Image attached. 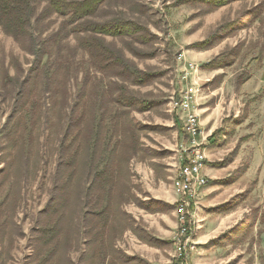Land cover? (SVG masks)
<instances>
[{
  "label": "rangeland",
  "instance_id": "rangeland-1",
  "mask_svg": "<svg viewBox=\"0 0 264 264\" xmlns=\"http://www.w3.org/2000/svg\"><path fill=\"white\" fill-rule=\"evenodd\" d=\"M177 1L107 0L91 18L103 22L123 17L148 30L145 43L138 37H101L132 66L153 75L146 87L133 86L115 71L91 69L87 53L78 45V38L86 32L73 34L69 28L62 29L61 18L33 19L30 32L36 38L34 45L16 42L0 27V170L11 163L13 151L6 149L11 134L14 138L19 135L11 132L16 117H10L15 106L21 107L22 96L29 95L30 85L22 82L37 83L31 97H39L41 113L49 120L50 103L60 102L63 109L62 100H67L61 126L46 131L40 121L31 129L39 143L35 142L32 150H20L18 163L8 175L0 174V264L172 262L175 249L173 236L164 237L172 230L166 219L173 218L176 202L183 198L177 196L173 178L180 162L179 146L187 138L170 102L172 98L179 100L188 89L196 91L193 105L205 148L213 141L204 168L206 160L210 166L224 160L223 167L213 169L223 177L228 175L219 181L220 187L224 186L219 198L233 190V197L219 208L242 213V222L233 232L243 242L236 264H264V0H230L219 8L201 1ZM43 6L36 11L39 13ZM196 43H203L202 49L195 47ZM44 45L50 47V61L28 52L35 46L42 53ZM179 54L196 64L197 71H183L176 60ZM119 92L126 94L125 98ZM82 95L94 101V108L89 109L94 120L99 104L103 110L113 109L110 114L117 112L119 127L115 132L104 130L103 135L110 147L117 146L116 156L124 167L109 195L95 184L94 191L86 195V188L94 181L86 151L76 157L74 181L67 182L74 171L73 166L68 167L63 170L60 188H53L59 161L56 146L61 140L64 148L70 146L71 136L79 129L75 123L78 115L74 117L70 107ZM117 97L128 107L118 111L112 103ZM68 99H74L73 103ZM143 103L148 109H141ZM67 121L71 123L68 130ZM92 123L93 114L87 123L90 132ZM118 136L120 143L116 144ZM28 150L32 153L27 154ZM71 151L62 153L64 162ZM133 153L125 167L123 160ZM130 195L133 199L127 201ZM96 201L106 206V220L94 211ZM57 203L61 205L60 220H55L56 213L50 214ZM197 207L194 199L189 210L195 222L192 230L198 228L194 215ZM53 227L58 240L50 242L51 235L40 237L41 228ZM176 228L177 218L174 233ZM55 246L56 251L49 256ZM151 257L160 262H149Z\"/></svg>",
  "mask_w": 264,
  "mask_h": 264
},
{
  "label": "trees",
  "instance_id": "trees-1",
  "mask_svg": "<svg viewBox=\"0 0 264 264\" xmlns=\"http://www.w3.org/2000/svg\"><path fill=\"white\" fill-rule=\"evenodd\" d=\"M193 1H201L202 3H208L213 7L219 8L226 5L230 0H178L177 3H188ZM105 2H107V0H0V27L7 36L12 37L16 42L22 44L25 41L29 42L30 45H34L36 38L35 35L30 32L32 20H45L52 16L61 18L62 29L69 28V32L73 34L86 32V35L78 38V45L79 48L87 53L91 69L108 72L115 71L116 75H120L121 77L124 76L126 81L130 82L133 86L146 87L151 83L153 75L151 73L143 72L135 66H132L128 60L124 58L119 50L111 47L108 44H105L101 37H138L142 39L141 42L145 43L143 40L149 37V32L139 23L125 19L123 17H116L103 22L91 20V18L97 14L99 8ZM41 4H44V6L38 13L36 9ZM202 45L204 44H194V46L197 48H200ZM31 49L32 52L30 50H28V52L33 53L36 55V57L39 56L41 60L44 58L47 61L53 59V56L50 52V47H46L44 45L42 53L36 51L35 46ZM34 70H37V68H34ZM83 82L86 83L85 81ZM22 85H30L27 88L29 95H23L21 99V107L17 108L15 106V108L12 110L10 118L16 117V121L12 125L11 132H16L19 135L14 138L11 134L8 140L6 149L8 148L13 151L12 156H10L11 163H6L0 170V174L8 175L9 170H11V168L16 163H18L17 158L21 156L20 150L23 151L26 147L27 149L32 150L33 144L35 142L39 143L37 136L34 139L33 131H31V129L36 128L40 121H42V126L46 131L50 128L57 129L61 126L62 114H66V111L63 112V110L66 108V99L62 100L63 109L62 105H60V102H51L47 109V114H50L52 117L51 120H49L46 114L42 115L41 113L42 107L40 106L39 97H31V94L35 93L37 89V83L22 82ZM83 89L84 86L80 88V92ZM119 94L121 97L125 98L126 94L123 92H119ZM52 96L53 95H51V97ZM74 99H68V102L73 103ZM128 99L130 101L133 98H127V100ZM112 103L113 105L119 107L117 109L118 111L122 108L125 109V107H128V103H126V101L123 102L122 98L117 97L116 99L112 100ZM119 103H121V106H119ZM143 105V108H141L142 110L148 109V104L143 103ZM92 107L94 108V101L86 98L84 95L80 96V100L78 101L77 99L76 102L70 107L71 114L74 113V117L75 113L78 115L75 119V123L79 129H77L75 134L71 136L70 146L64 148L63 140H61V142H59V144L56 146L59 161L57 162L55 169L54 190H58L60 188V178L63 174H65L63 170H66L68 167H72L75 164L78 154L80 155V153H84L85 151L87 152L88 157H90V165L92 168L91 175L92 180H94L91 181V184H89V186L86 188V195H88L89 192L94 191V184L96 187L99 186L101 192H105V195H109L114 180L123 172L124 166L116 156L117 146L115 145L110 147L107 143L106 135H103L104 130L106 131L110 129L111 131L115 132L119 127V123L117 121V112L110 114L113 109L110 111L107 109L103 110V106L99 104L96 108V111L99 114H95V120L94 112L92 113L93 123L90 132L89 126L87 127V123L92 116V114H89V109H92ZM27 119H29L28 122ZM67 122L68 130L70 129L69 126L71 123L70 121ZM217 133L218 132H214V134ZM88 134H91V136L87 137L86 135ZM111 135L112 134H110V136ZM64 136H66V134H64ZM116 139V144H119L120 136H118ZM35 147H37V144H35ZM69 149L72 150L71 156L64 162L62 159V153L69 152ZM29 150L27 151V154L32 153H30ZM134 156L135 153L127 157L126 160H123V162H125V167L128 161ZM12 161L14 163H12ZM93 163L94 167H92ZM224 163L225 162L223 160L222 162L215 163L213 166L220 168L224 165ZM73 170L74 171L68 175L67 182L71 180L74 181V178L77 174V168L73 166ZM14 172L15 168L13 169V173ZM132 199L133 198L130 195L127 201H132ZM140 203V206L142 207L144 202ZM60 206L61 205L57 203V206H55V208H53L50 212L51 216L55 213L56 216L58 215L59 211L61 210ZM94 211H97L99 215H104V219L106 220V216H108L106 206H102L96 201L94 202ZM61 218V216H57L55 220H60ZM56 230L57 229H55V227L50 229L41 228L40 237L43 239L47 235H51L49 240L50 242L53 239L58 240V231ZM56 248V246L53 247L49 256H51L56 251Z\"/></svg>",
  "mask_w": 264,
  "mask_h": 264
},
{
  "label": "crops",
  "instance_id": "crops-1",
  "mask_svg": "<svg viewBox=\"0 0 264 264\" xmlns=\"http://www.w3.org/2000/svg\"><path fill=\"white\" fill-rule=\"evenodd\" d=\"M211 133L212 132L210 130L209 135ZM185 137L186 136L184 135V138ZM210 144L213 145V141H210V143L208 142V146L206 148L204 146L205 157L208 153V148H213V146H209ZM209 164H211V162L206 160L203 174L211 184L201 188L195 197L198 207L195 210L194 215L198 228L191 230V241L196 246L195 251L189 253L188 262L189 264H236L237 257L240 259L243 253V242L242 238H239L233 232L242 222V213L236 209L230 212L227 211V209L222 210V207L219 208L220 206L228 203L231 197H233V190L227 189L228 191L224 193V198H219V193L224 188V186L222 188L220 187L222 185L219 183V181L223 178H226L228 175L223 177V174H216L214 172L216 167H214L213 164L212 166ZM163 198H168V195H163ZM173 212L174 211H172V213ZM172 215V219H166L169 222L168 228H170V230L172 229L171 231L165 232L166 236L164 237L167 239H170L173 236L176 227L175 214L173 213ZM162 219L163 218H161V220ZM158 229L163 231L160 224L158 225ZM158 239L162 240L163 238L159 237ZM152 250L156 252L157 249L152 248ZM148 261L151 263L160 262L152 259V257L149 258Z\"/></svg>",
  "mask_w": 264,
  "mask_h": 264
},
{
  "label": "built area",
  "instance_id": "built-area-1",
  "mask_svg": "<svg viewBox=\"0 0 264 264\" xmlns=\"http://www.w3.org/2000/svg\"><path fill=\"white\" fill-rule=\"evenodd\" d=\"M178 64L183 67V71H197L196 64L187 62L182 54L176 57ZM186 78V77H185ZM196 102V91L186 90L179 100L171 99L170 105L176 111L182 121V132L185 134V143L180 144V162L173 178L174 188L177 196H182V200L176 202L175 215L177 218V228L173 235V246L175 255L169 264H189L188 254L195 248L191 241V230L195 225L194 218L189 214L198 188L207 185L208 181L202 174L204 169V141L203 131L199 117L194 109Z\"/></svg>",
  "mask_w": 264,
  "mask_h": 264
}]
</instances>
